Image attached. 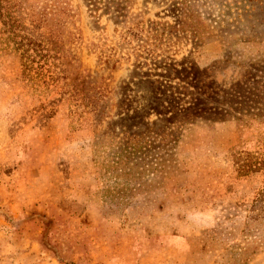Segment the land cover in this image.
<instances>
[{
    "label": "rangeland",
    "instance_id": "obj_1",
    "mask_svg": "<svg viewBox=\"0 0 264 264\" xmlns=\"http://www.w3.org/2000/svg\"><path fill=\"white\" fill-rule=\"evenodd\" d=\"M12 2L0 264H264V0ZM172 62L241 112L184 124L157 92Z\"/></svg>",
    "mask_w": 264,
    "mask_h": 264
},
{
    "label": "trees",
    "instance_id": "obj_2",
    "mask_svg": "<svg viewBox=\"0 0 264 264\" xmlns=\"http://www.w3.org/2000/svg\"><path fill=\"white\" fill-rule=\"evenodd\" d=\"M14 5L15 4L12 2V0H0V21H2L5 25H8L10 21H17L16 19L12 18L11 10H9L10 7H13ZM170 66L171 70H174L171 72V74H174V76H171L170 78H173L175 84H170V88H165L166 86L163 83H160V85H158L157 92L159 94H163L164 98H161L162 101L166 100V97L167 99L171 100L170 103L173 104L171 105V108H175L176 106L174 109V114L179 115L180 120L183 121L184 124L193 123L197 118H201L204 121L213 123L222 122L232 116L233 111H227L229 109L224 110L223 108L218 109L217 107L213 108L208 100H218L217 104H227L229 108H232L234 111H236L233 106L235 99L233 96H231V89L229 93L228 89H223V84L221 86L216 85L214 80V68L201 69L195 63H192L190 66L183 64L181 65V68H178L179 63L177 62H172ZM158 81L159 80L156 82ZM182 90L185 91L182 92ZM168 92L171 93L168 94ZM195 92L203 95L204 99L198 97V102H195L194 105L183 106L181 102H187L186 98H188L190 95L193 96ZM157 97L159 99V96ZM221 97L223 99H221ZM175 104H178V107ZM196 105L203 106L196 107ZM169 110L170 106L167 107L162 103V109H156L155 112H157L158 115L166 116ZM240 110L242 109H239V111L236 112H241ZM182 111H184V114H180ZM160 135L162 136V139L167 140L173 137L174 132L168 133L165 130H162Z\"/></svg>",
    "mask_w": 264,
    "mask_h": 264
}]
</instances>
